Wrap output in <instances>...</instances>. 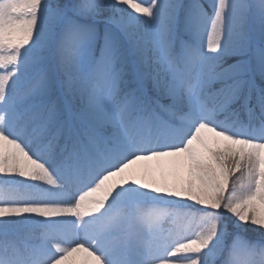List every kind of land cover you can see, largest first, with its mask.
Instances as JSON below:
<instances>
[{
	"label": "snow or ice",
	"instance_id": "obj_1",
	"mask_svg": "<svg viewBox=\"0 0 264 264\" xmlns=\"http://www.w3.org/2000/svg\"><path fill=\"white\" fill-rule=\"evenodd\" d=\"M0 264H264V0H0Z\"/></svg>",
	"mask_w": 264,
	"mask_h": 264
}]
</instances>
